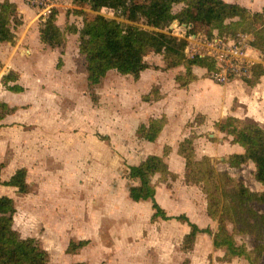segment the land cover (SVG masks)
<instances>
[{
    "label": "rangeland",
    "instance_id": "obj_1",
    "mask_svg": "<svg viewBox=\"0 0 264 264\" xmlns=\"http://www.w3.org/2000/svg\"><path fill=\"white\" fill-rule=\"evenodd\" d=\"M20 1L25 6L28 3ZM225 1L252 12L264 8V0ZM54 2L52 8L59 12L58 25L63 31L72 25L82 28V12L94 14L73 0H51L47 5ZM25 14L19 13L18 19H27L26 25L21 22L13 29L18 36L24 33L27 45L17 41L6 45L8 63L0 65V101L17 107L8 119L16 123L0 133V162L7 167L5 174L26 168L32 188L28 196L15 198L14 230L23 238L36 239L49 264H249L245 258H229L214 248L218 221L208 218L202 188L187 183L186 162L177 149L185 138L198 136L199 159L211 157L217 173L228 171L252 191H263L264 185L255 178L254 163L241 169L223 163L236 148L221 121L235 115L264 128V83L254 88L246 78L238 77L222 85L205 69H196L200 80L182 88L177 79L187 77L185 67L170 68L162 55L150 54L145 58L149 68L139 79L114 70L100 85L90 87L78 35L67 31V44L50 49L37 42L44 11L27 7ZM102 14L117 24L120 36L129 24L146 28L133 12L122 18L105 8ZM229 22L213 23V38L206 34L189 37L188 55H213L235 41L253 40L250 32L229 39ZM173 28L172 35H186L177 23ZM255 51L259 65H264L263 51ZM7 70L14 71L17 83L26 88L20 96L8 92L2 79ZM160 86L162 99L146 102V96H157ZM163 116L170 124L158 141L151 143L139 136L141 125ZM167 145L172 152L166 161L175 176L162 180L154 175L156 200L169 216L186 215L191 222L198 221L203 232L192 241H187L191 232L187 222L154 219L152 201L135 202L130 197V187L139 180L130 178L129 167L150 155L163 156ZM3 176L6 180L7 175ZM4 190L0 198L11 195ZM255 206L264 212V206ZM236 239L240 245L253 247L249 235ZM84 241L86 247L72 251V245Z\"/></svg>",
    "mask_w": 264,
    "mask_h": 264
},
{
    "label": "trees",
    "instance_id": "obj_2",
    "mask_svg": "<svg viewBox=\"0 0 264 264\" xmlns=\"http://www.w3.org/2000/svg\"><path fill=\"white\" fill-rule=\"evenodd\" d=\"M77 7L89 12H82L83 27L67 26L63 31L58 25L59 12L52 10L43 18L40 27V39L52 49L62 48L68 42L67 31L78 35L79 50L87 60L88 82L90 87L100 85L110 71H117L125 76L141 74L149 68L145 58L150 54L162 55L170 68L185 67L186 78L177 81L183 88L199 79L196 68L205 69L208 74L218 70L217 61L210 55L187 53L188 38L206 34L213 38L212 26L216 21H230L227 24L229 39L238 38L239 34L254 33L250 42L252 47L264 53V8L252 12L248 8L225 0H73ZM105 8L112 9L117 17H127L131 12L141 17L146 28L129 24L123 35H119L117 24L102 14ZM18 6L11 0H0V41L15 44L18 36L13 26L20 25ZM186 30L184 37L173 34V26ZM172 33V34H171ZM1 65V64H0ZM264 77V65H258L253 78H246L250 86H256ZM17 74L10 71L3 76L7 89L22 93L25 88L17 83ZM14 82V84H11ZM161 86L155 98L149 95L146 102H159ZM5 101H0V122L16 112ZM204 117V116H203ZM166 116L156 118L148 125H141L139 136L151 143L158 141L168 125ZM223 130L234 137L233 143L244 147L242 153H235L223 159L231 168L241 169L249 162L256 167L255 178L264 185V128L255 123H247L235 116H228L222 121ZM198 136L192 135L179 143L178 155L186 162V181L198 185L207 197V214L218 221L214 235V248L223 251L229 258H245L249 264H261L264 260V212L256 209V204L264 206V190L252 191L243 180L233 177L228 171L217 173L211 157L199 159L195 147ZM172 147L164 148L163 156L150 155L138 165L130 166V178L139 180L138 185L130 187V197L135 202L152 201L155 210L154 219H176L185 221L191 227L187 241L193 240L203 230L191 222L186 215L169 216L156 200L157 189L153 184L154 175L167 180L175 174L170 170L166 158ZM0 184L16 187L19 197L28 196L31 185L27 182V169L21 168L7 182ZM13 198H0V264H49L47 253L36 239L23 238L14 230L17 213ZM238 235L253 237V247L240 245ZM87 241L72 245V251L86 247Z\"/></svg>",
    "mask_w": 264,
    "mask_h": 264
},
{
    "label": "built area",
    "instance_id": "obj_3",
    "mask_svg": "<svg viewBox=\"0 0 264 264\" xmlns=\"http://www.w3.org/2000/svg\"><path fill=\"white\" fill-rule=\"evenodd\" d=\"M27 1V4L36 10H43L46 17H48L47 10L55 5V2L52 5H47V2L51 0ZM52 10L53 8L49 13ZM235 42L217 49L216 54L210 55L217 61L218 70L211 74L219 84H227L238 77L252 78L255 67L260 64L259 55L255 51L256 49L252 47L250 40L239 41L241 44H236Z\"/></svg>",
    "mask_w": 264,
    "mask_h": 264
},
{
    "label": "crops",
    "instance_id": "obj_4",
    "mask_svg": "<svg viewBox=\"0 0 264 264\" xmlns=\"http://www.w3.org/2000/svg\"><path fill=\"white\" fill-rule=\"evenodd\" d=\"M12 2H14L17 6H18V9H19V13L22 15V16H25L26 14H25V11L27 10V7L28 8H31V6L30 5H26L25 6V3L24 2H21L20 0H11ZM22 19V21L21 22H23L24 24H25V20H27V19H25V18H21ZM216 22H218V21H216ZM215 23V22H214ZM26 25V24H25ZM19 34V33H18ZM18 36V35H17ZM27 37V36H26ZM27 41H28V38L25 40V37H24V33L22 32L21 34H19V36H18V39H17V42H20V44H25L26 43V45H27ZM37 42L39 43V44H41L42 42H41V39H40V33L38 34V36H37ZM41 42V43H40ZM43 44V43H42ZM41 44V45H42ZM6 45H8V46H12V44H10V43H6V42H1L0 41V64H7L8 62L6 61L7 59H9V57H5L6 56V54H8L10 51H9V49L6 47ZM45 45V44H44ZM48 46V45H47ZM50 49H52V48H50ZM54 50H56V49H54ZM5 52V53H4ZM24 52V51H23ZM27 53H31L30 51H27ZM196 69H201V68H196ZM195 69V70H196ZM200 80V78L197 80V81H195V82H198ZM195 82H193V83H195ZM262 82V84L264 83V77H262V79H261V81L258 83V85H256V86H250V85H248V86H250V87H257V86H259V84ZM193 83H191V84H193ZM190 84V85H191ZM262 84H260V86L262 85ZM189 85V86H190ZM221 86V85H220ZM25 88V87H24ZM183 88V87H182ZM188 88V87H187ZM25 91H26V88H25ZM24 91V92H25ZM8 92H11V91H9L8 90ZM24 92H22V93H14V92H12V93H14V94H18L19 96L21 95V94H23ZM5 102H7V101H5ZM8 103V102H7ZM9 104V103H8ZM9 106L10 107H16V106H11L10 104H9ZM17 108V107H16ZM15 113V112H14ZM15 115V114H14ZM14 115H13V113L11 114V115H8L3 121H1L0 122V133L2 132V131H4V130H6L7 128H9L10 127V124H13L14 122L16 123V121H12L11 122V120H8L9 118L11 119V117L13 116L14 117ZM204 116V115H203ZM230 116H235V115H230ZM228 117V116H227ZM235 117H237V116H235ZM239 118V117H238ZM241 119V118H240ZM169 120V119H168ZM223 121V120H222ZM222 121H221V125H222ZM244 121V120H243ZM204 123V122H203ZM203 123H202V125H203ZM169 124H170V122H169ZM168 124V125H169ZM167 125V126H168ZM223 126V125H222ZM167 128V127H166ZM200 135V134H199ZM229 136H231V135H229ZM212 137V136H211ZM199 138V137H198ZM197 138V139H198ZM197 139H196V141H195V147H196V142H198L197 141ZM231 143H232V145L236 148V152H234L233 154H235V153H242L243 151H244V147L242 146V145H240V144H234L233 143V139H234V137L233 136H231ZM2 144L0 143V155H1V151H2ZM197 151V150H196ZM177 153H178V149H177ZM233 154H231V155H233ZM198 155V154H197ZM0 161H2L1 159H0ZM222 161H223V159H222ZM1 164H3L4 166H3V168L1 169V180H2V182H7V181H9L10 179H11V177L16 173V171L17 170H19V169H21V168H19V169H17V170H11L12 172H10V174H5V172L7 173V167H6V165H5V163L4 162H0ZM228 165V164H227ZM229 166V165H228ZM230 167V166H229ZM231 168V167H230ZM231 169H234V168H231ZM2 171H3V174H2ZM3 175H7L6 177V180H3ZM4 188L5 189H7L8 190V193H11V195H9V196H7V197H10V198H13L14 200H15V198L16 197H19L18 196V194H17V191H18V189L16 188V187H12V186H6V185H3V184H0V196L1 195H3V193L5 192V190H4ZM19 198H22V197H19ZM208 215V214H207ZM208 218H210L209 216H208ZM211 219V218H210ZM198 223V221H196V223L195 224H197ZM199 224V223H198ZM197 224V225H198ZM199 226V225H198Z\"/></svg>",
    "mask_w": 264,
    "mask_h": 264
},
{
    "label": "water",
    "instance_id": "obj_5",
    "mask_svg": "<svg viewBox=\"0 0 264 264\" xmlns=\"http://www.w3.org/2000/svg\"><path fill=\"white\" fill-rule=\"evenodd\" d=\"M11 70H7V73H9Z\"/></svg>",
    "mask_w": 264,
    "mask_h": 264
}]
</instances>
